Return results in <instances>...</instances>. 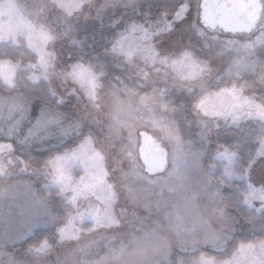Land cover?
Instances as JSON below:
<instances>
[{
  "label": "snow or ice",
  "instance_id": "obj_1",
  "mask_svg": "<svg viewBox=\"0 0 264 264\" xmlns=\"http://www.w3.org/2000/svg\"><path fill=\"white\" fill-rule=\"evenodd\" d=\"M0 264H264V0H0Z\"/></svg>",
  "mask_w": 264,
  "mask_h": 264
}]
</instances>
